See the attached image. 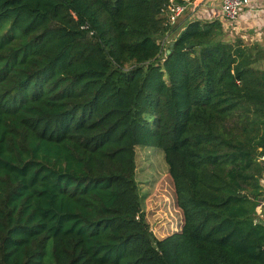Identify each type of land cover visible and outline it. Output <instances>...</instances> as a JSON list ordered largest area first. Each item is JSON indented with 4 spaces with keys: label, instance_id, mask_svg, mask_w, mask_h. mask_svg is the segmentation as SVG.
I'll return each instance as SVG.
<instances>
[{
    "label": "trees",
    "instance_id": "trees-1",
    "mask_svg": "<svg viewBox=\"0 0 264 264\" xmlns=\"http://www.w3.org/2000/svg\"><path fill=\"white\" fill-rule=\"evenodd\" d=\"M167 3L0 0V264H264V50ZM137 146L173 179L164 238Z\"/></svg>",
    "mask_w": 264,
    "mask_h": 264
},
{
    "label": "rangeland",
    "instance_id": "rangeland-1",
    "mask_svg": "<svg viewBox=\"0 0 264 264\" xmlns=\"http://www.w3.org/2000/svg\"><path fill=\"white\" fill-rule=\"evenodd\" d=\"M136 151L139 195L150 230L158 238L181 231L184 218L162 149L137 146Z\"/></svg>",
    "mask_w": 264,
    "mask_h": 264
},
{
    "label": "crops",
    "instance_id": "crops-1",
    "mask_svg": "<svg viewBox=\"0 0 264 264\" xmlns=\"http://www.w3.org/2000/svg\"><path fill=\"white\" fill-rule=\"evenodd\" d=\"M214 19L222 22L223 39L241 41L244 45L264 50V0H249L234 24L222 15L220 0H193L173 25L181 29L191 20L205 22ZM176 34L173 32L170 37Z\"/></svg>",
    "mask_w": 264,
    "mask_h": 264
},
{
    "label": "built area",
    "instance_id": "built-area-1",
    "mask_svg": "<svg viewBox=\"0 0 264 264\" xmlns=\"http://www.w3.org/2000/svg\"><path fill=\"white\" fill-rule=\"evenodd\" d=\"M220 1L222 15L232 24L238 20L242 10L249 4V0ZM191 3V0H168L164 11L168 16L169 23L174 24ZM262 159H264V157H262Z\"/></svg>",
    "mask_w": 264,
    "mask_h": 264
}]
</instances>
